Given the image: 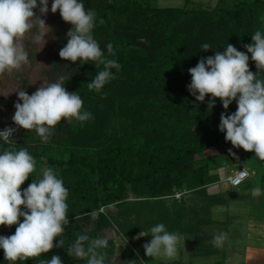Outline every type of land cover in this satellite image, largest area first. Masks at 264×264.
<instances>
[{"label":"trees","instance_id":"obj_1","mask_svg":"<svg viewBox=\"0 0 264 264\" xmlns=\"http://www.w3.org/2000/svg\"><path fill=\"white\" fill-rule=\"evenodd\" d=\"M80 2L86 10L95 11L93 36L105 56L121 67L111 70L115 79L101 92L87 86L103 70V65L96 67L92 61H69L48 74L47 83L59 82L69 92H77L83 101L81 111L90 112L92 118L83 123L62 119L46 142L35 129H22L12 140L16 150L27 148L36 160L35 171L21 191L40 178L44 169L53 168L69 192L70 223L53 241L55 245L62 238V248L15 262L6 261L0 249V264H39L53 255L63 264H86L67 254L78 234L108 238V247L99 250L107 253L105 264H147L151 258L143 244L150 242V229L158 223L189 240L187 245L198 258L216 252L217 247L206 246L197 236L203 225L215 224L211 208L227 205L228 199L225 194L208 193L220 177L213 173L217 168L201 165L197 157L231 143L219 130L220 115L234 113L237 104L233 101L225 110L217 98L209 109L210 94L203 103L196 101L187 88L192 79L187 70L230 43L249 56V70L256 73L251 53L243 45L252 42L255 31L264 32V0H218L210 9L160 8L153 0ZM71 28L64 21L65 34ZM109 43L114 55L108 53ZM204 43L211 49L203 51ZM258 76L264 78V70ZM9 147L0 140V149ZM250 157L256 166L264 167L254 152L246 159ZM239 163L246 168L244 159L239 158ZM253 170H248L251 177ZM176 194L181 198L176 199ZM101 208L105 211L99 212ZM92 212L99 214L93 218ZM16 227L0 226V235L10 236ZM109 231L128 245L125 253L118 251ZM141 232L148 236H139Z\"/></svg>","mask_w":264,"mask_h":264},{"label":"clouds","instance_id":"obj_2","mask_svg":"<svg viewBox=\"0 0 264 264\" xmlns=\"http://www.w3.org/2000/svg\"><path fill=\"white\" fill-rule=\"evenodd\" d=\"M37 8L39 14L34 12ZM57 10L63 21L72 25L59 56L66 61L79 60L81 64L92 61L96 67L103 65V70L98 71L87 84L89 90L101 92L110 80L115 79L111 70L119 71L121 65L105 56L93 36L95 11L86 10L80 0H53L51 12L56 13ZM48 11V0H39V4L37 0H0V73L11 72L29 63L28 52L21 41L34 27L51 29L41 19ZM99 23L103 24L104 20ZM47 33H33L34 41L44 40ZM251 40L243 47L251 53L256 73L249 70V56L228 43L223 51L216 50L214 56L202 57L195 67L187 70L192 78L187 88L200 103L210 94L209 109L215 106L217 98L225 110L235 101L237 110L234 113H221L219 130L225 134L226 142H231L235 148L254 152L256 158L264 161V78L258 76L259 71L264 70V32L255 31ZM201 47L203 51L211 49L208 43ZM107 49L109 55H114L111 43ZM16 92L18 100L14 104L13 122L25 130L35 129L45 142L62 119L67 123L73 119L83 123L92 118L90 112L81 111L83 101L77 92H69L59 82L44 83L31 95L24 90ZM14 131L12 128L0 131V140L11 145L0 149V226L17 225L14 234L0 235V249H3L4 258L9 262L25 261L40 257L54 247L62 248V238L55 245L53 241L62 236L64 225L70 223L66 203L69 192L52 168L44 169L40 178L33 179L21 191V185L35 171L36 160L27 148L16 150L14 141L10 139ZM229 153L235 156L231 149ZM241 175L246 176L247 172L243 171ZM262 193L264 190L259 186L251 190L254 197ZM108 208H114V205H108ZM104 211V208L99 210ZM98 214L92 212L91 215L96 218ZM150 233V242L143 244L146 256L168 260L178 257V245L185 244L183 236L168 231L163 223L151 227ZM139 236L148 235L141 232ZM227 239L228 233L221 232L212 243L221 248ZM107 247V237L90 238L86 234H78L68 247L67 254L86 260V264H105L107 253L99 250ZM39 264H63V261L53 255L51 259H40ZM131 264L137 262L131 261Z\"/></svg>","mask_w":264,"mask_h":264},{"label":"rangeland","instance_id":"obj_3","mask_svg":"<svg viewBox=\"0 0 264 264\" xmlns=\"http://www.w3.org/2000/svg\"><path fill=\"white\" fill-rule=\"evenodd\" d=\"M217 1L218 0H153V3L156 7L160 8H184L188 5V9H210L215 7ZM52 2L53 0H48L49 11L46 16H41V19H44L46 25L51 29H40L38 26L34 27L21 41L28 52L29 63L11 72L5 71L4 73H0V131L14 126L16 131L13 132L10 139L17 138L20 131L23 129L18 127L13 121H10V117L14 115L16 111L14 107V104L18 100V93L16 91L24 90L28 95H31L41 85L47 83L48 74H54L59 69V66L62 67L69 62L63 60L59 56L60 49L67 43V37L64 31V21L61 18L59 10H57L56 13L51 12ZM37 3L39 4V0H37ZM34 12L39 14V9H35ZM37 32L48 33L45 35L44 40L36 42L33 39V33ZM17 130H19V132ZM229 149L235 153V156L229 153ZM249 155L250 152L242 148H235L229 143L224 147H220V149H211L204 155H199L197 157H208V161H206V163L204 162V165H208L209 167L213 162L216 164L217 169H215L213 173L218 174L220 177V183L217 189H222L223 191L227 190L228 186V183L224 182V177L236 173L242 167V164H239V158L244 159L246 161L244 166L249 171L254 169L253 172L255 173L252 179L250 178L241 187L236 188L237 192L244 194L243 197L231 200L228 206L220 207L214 211V218L217 221L223 222V224L208 228L202 233V238L204 236L214 238L221 232L228 233V239L223 247L216 248V251H221V255L198 258L196 256L198 253H191L188 251L186 249V242L185 244L182 242L178 245V257L176 259L151 258L148 260L147 264L151 262L164 264H172L173 262H180L181 264H264V260L247 257V249L255 250L256 252L260 251V253L261 250H264V226L263 228L261 227V229L257 228L259 232L256 233L255 231L252 233L248 230L250 221L251 223L255 222L260 224L259 222H262L264 224V193L258 197H254L251 194V190L256 186L264 190V167L256 166L252 157H250L251 159L249 160L246 159ZM228 160L235 165L226 167V162ZM220 164L224 165L220 166ZM251 183L252 186L250 187L249 185ZM246 186H248L246 189L248 190L247 196L243 191ZM226 199H228V195ZM108 234L111 238L116 240L119 252L125 253L128 250V245L121 237H117L112 231H109Z\"/></svg>","mask_w":264,"mask_h":264},{"label":"crops","instance_id":"obj_4","mask_svg":"<svg viewBox=\"0 0 264 264\" xmlns=\"http://www.w3.org/2000/svg\"><path fill=\"white\" fill-rule=\"evenodd\" d=\"M220 147L221 146H219V147H216V148H213V149H220ZM234 150V149H233ZM210 151V150H209ZM219 151H221V150H219ZM206 152H204V153H202V154H200V155H204ZM216 155V154H215ZM215 155H213V156H215ZM207 158L208 157H204V158H199L200 159V164L201 165H204V162L206 163V161H208L207 160ZM227 163V165H226V167H229V166H232V165H235V164H233V163H231V162H229V160L226 162ZM240 164V163H239ZM224 165V164H223ZM223 165H221L220 164V166H223ZM218 167V166H217ZM210 169H212V168H216V164L213 162V163H211V166L209 167ZM231 168V167H230ZM232 174H230V175H228V177H230ZM257 176V175H256ZM253 177H251V179H252ZM227 183V182H226ZM246 183V182H245ZM218 184L219 183H217V184H214V185H211L209 188H208V193L210 194V195H221V194H225L226 196L228 195V203H230L231 202V200H235V199H240L241 197H243L244 196V194H241V192L239 193V192H237L236 191V189H233V188H231L228 184V186H227V190H225V191H223L222 189L220 190V189H217V186H218ZM250 187L252 186V183L249 185ZM248 188V186H246L245 187V190H243L244 191V193L246 194V196H247V192H248V190H246ZM246 191V192H245ZM188 196V195H187ZM261 200V199H260ZM228 203H227V205H214L212 208H211V210H210V213H209V215H210V217L215 221V224H206V225H203V227H202V231H201V233L197 236V237H200V239H203L204 240V243H205V245L206 246H211V245H213V243H212V241H213V238H211V237H209V236H204L203 238H202V233L205 231V230H207L208 228H211V227H215V226H219V225H221V224H223V222H220V221H217L215 218H214V211L216 210V209H218V208H220V207H225V206H228ZM233 203V202H232ZM201 217H202V215L201 214H199ZM202 219V218H201ZM254 221V220H253ZM260 224H258V223H255V222H252L251 223V221L249 222V225H248V230L250 231V232H252V233H254V231H255V233L256 232H259V229H261V227L263 228V226H264V224L262 223V222H259ZM202 226V225H201ZM257 228H259L258 230H257ZM256 229V230H255ZM252 230V231H251ZM249 232V233H250ZM184 240H185V242H186V249L188 250V251H190L191 253H192V251L189 249V247H188V241L189 240H187V239H185L184 238ZM218 255H221V251L219 250V251H216V252H214V253H211L210 252V254L209 255H207V256H209V257H212V256H218ZM247 257H249V258H251V257H254V258H256V259H260V260H264V250H261V253H260V251L259 252H256L255 250H250V249H247Z\"/></svg>","mask_w":264,"mask_h":264},{"label":"built area","instance_id":"obj_5","mask_svg":"<svg viewBox=\"0 0 264 264\" xmlns=\"http://www.w3.org/2000/svg\"><path fill=\"white\" fill-rule=\"evenodd\" d=\"M243 171L247 172L246 176L241 175V173ZM250 177H251L250 172L246 168L242 167L239 171H237L236 173H234L230 177H228L227 182L230 185V187L238 188V187H241L247 180H249ZM181 196H182L181 194H176L175 198L180 199Z\"/></svg>","mask_w":264,"mask_h":264},{"label":"water","instance_id":"obj_6","mask_svg":"<svg viewBox=\"0 0 264 264\" xmlns=\"http://www.w3.org/2000/svg\"><path fill=\"white\" fill-rule=\"evenodd\" d=\"M9 128H12V129H14L16 131V128L14 126H11ZM17 131L19 132V130H17Z\"/></svg>","mask_w":264,"mask_h":264},{"label":"bare ground","instance_id":"obj_7","mask_svg":"<svg viewBox=\"0 0 264 264\" xmlns=\"http://www.w3.org/2000/svg\"><path fill=\"white\" fill-rule=\"evenodd\" d=\"M12 118H13V115L10 117V121H13V119H12Z\"/></svg>","mask_w":264,"mask_h":264}]
</instances>
